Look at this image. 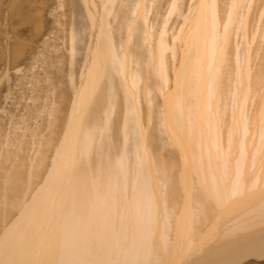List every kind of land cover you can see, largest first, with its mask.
<instances>
[{"label": "rangeland", "instance_id": "374dc122", "mask_svg": "<svg viewBox=\"0 0 264 264\" xmlns=\"http://www.w3.org/2000/svg\"><path fill=\"white\" fill-rule=\"evenodd\" d=\"M103 1L105 3H102L103 6L101 8H104L103 10L105 12L103 10L101 11V8H98V11H100L98 15H100L96 16L94 13L97 14V9L93 8L92 10L94 13L92 10L90 13L87 4L85 5L87 0H0V165H2L3 168H0V173L4 177V181L8 180L11 175V178L17 177L16 183L21 185L29 184V186H26L28 190H23L25 193L21 194V198L17 197L20 199L16 205H14V199L10 200L9 196L5 198L12 211L10 210L8 212V216L10 217L4 214L5 221L0 219L1 224L3 222V225H0V234L3 232L8 233L7 230V232L5 231V227L9 226V223L12 225L13 223L18 224L19 222L20 226L25 223L26 218L22 217L19 220L18 217L23 215L24 208L28 209V207L31 206H35V208H33L36 209L35 212L37 211L38 213L34 217L36 225H38L37 223L44 224L48 222L46 221L48 219H45L42 215L43 207H41V205L48 196L50 197L52 192L55 193V189L57 192V189L61 188L62 184H65L66 178L69 177L68 174L70 175V173L72 174L75 172H71L70 170L67 172L68 167H74L77 164L75 158L70 155H72V150H75V147L78 149L77 146L82 141L87 140L82 138V134H85L88 130L87 133L90 131L89 134H91L93 131L94 133H92L91 136L93 138L95 136L92 143L93 150L88 149V163L92 166V170L95 169L99 158L104 161L107 158L109 160L112 156L109 162L117 164V162L121 161L126 163H122V166H126L127 169L129 168L130 170L133 168L132 170L134 171L136 169V161L139 159L138 157L143 158L144 156L147 158L146 153H142V148L144 152L148 149L152 153L151 154L147 150V152L150 153L151 161L153 158L159 165H155V162L152 164V162L148 160L150 166L148 168H151V165L153 167L151 178L152 176L154 178H152L153 181L150 179V182H152L150 189L153 192L152 195L154 194V199L157 201V219L160 217L158 224L160 226H162L163 223L169 224L167 231L169 234L167 233L168 237L166 238V242L169 241L173 243V234H175L177 229H181L180 236L185 238L183 242L186 243H182L180 237V240L178 239L177 241L178 247L176 252L178 253L174 252L172 256L166 255L167 260L169 259L168 261L173 264H175L174 260H176V264H204V261L209 258L205 264H245L247 262H245L246 260L244 259H247L248 262L250 261V264H257L258 261L264 262V256H256V252L254 249H251L250 246H247L248 250L244 249L245 247H243V249L240 248L243 252L241 250L238 251L239 249H231L229 252L226 250L225 253L227 256L224 255V253L221 256V258L224 257L223 262H221L220 256L216 254L218 253L216 244H222V237L226 233H231L234 227L240 225L245 226V224H243L245 222L244 219L248 217V215L243 214L252 211V209L255 210L260 203L264 202V152L259 153V157L256 158L254 163L252 159H248L251 157L252 148H255L259 142H264V133H262L264 132V123L262 122L264 120V115L261 122L259 121L260 114L264 111L262 110L264 109V0H243L236 13L234 11L236 9L232 7L235 6V4H233L234 0H206L211 3L214 1L216 4L217 16L221 23V25L218 26V31L224 33L226 30V33L229 32L230 34V41L226 44L227 46L225 49L227 52V59L224 61V67L222 68L224 72L221 77L222 90L225 92L221 91L222 100L219 102L221 120L224 124L222 126H224V128L227 127V123L232 121L233 112L240 110V106L235 103L237 100H240L238 96L240 94H238L236 90L237 85L235 84L239 76V71L240 73L246 72L251 75L250 79H248L249 83L247 86L243 83L247 78L244 80L242 77L240 81L238 80L237 82V84H239V91H245V96L248 94L243 108L245 110L244 115L247 118L245 131L249 132L245 136L246 140H248L245 142L246 147H249V151L247 152L248 154H245L246 160H250V163H245L243 166V171L245 172H243L242 175L241 189L239 190L240 194H233L230 186L232 185L230 183H233L232 178L230 177L228 180L226 178L225 181L222 182L223 190L221 191H223V193L220 194V199H216L221 203L215 201L213 204L214 208L212 207L213 209H211L210 214L207 216L200 213L202 210L199 203L196 201L193 202V196L202 189L201 185H203L196 169H194L196 165L193 158L194 156L191 155L194 148L188 146L190 142L189 140L188 142L186 141V134L182 132L178 124L182 116H179L178 120L174 119L175 114L177 115L179 113L177 108L179 107V110L181 108L180 100L184 98L185 101L189 102L191 99L189 94L190 90H188V88L193 84V76L195 70H197V57H195L194 53L198 51L196 48H200V40L198 36H196L193 45L190 43L192 39L188 36V29L190 30L191 24L188 23H190V18H195V12L200 11L198 8L200 7L198 5L200 0H145V9H143V12L146 11V9L147 11L144 13L140 11L139 14L135 11L143 6L139 5L143 0H121V2H119L120 0H115L113 2L114 6H110L111 1H109L110 3L108 0ZM173 4H177L176 9L173 10L175 13L171 10ZM231 7L233 14H230ZM234 14H236L235 21L228 25L227 29H224V24L227 22L225 20H228L230 17L232 18ZM100 19V25L104 23L101 25L100 29L104 37L98 39L100 55L98 57V63L94 64L95 61L90 63V65L93 64L95 67V69L93 66L89 67L90 69L93 67L91 74L88 72L90 69H86L88 54L90 53L88 49L91 45L90 40L92 38L91 29L95 28L97 20ZM163 32L165 36L162 35V37H164L167 44H169L165 58V63L167 64L165 65L167 81L165 82L166 79L163 80L165 83L160 80L161 78L159 72H157L158 68L156 67L157 62L155 58L149 56L150 54L153 55L154 51L156 52L158 49L159 36ZM107 34H109L110 37ZM107 37L110 38L111 44H113L111 50L116 54L119 53V57L115 61V64H110L108 62V57L105 59L103 57L102 59L106 51L104 48L108 49L111 47L108 46L110 42L107 44V41H109ZM104 40L106 42H104ZM224 43L225 42H223V44ZM196 45L198 47H195ZM181 47L182 49H180ZM190 47L194 49L191 50ZM120 62H122V64H120ZM245 62H247V65ZM262 67L263 71H261ZM89 76H91V78ZM256 76L260 78V84H257L254 78ZM84 82L86 85L88 84V89H90L88 98L85 97V94L83 97L82 95L78 96V93L82 92L84 87H86ZM96 82L99 84H96ZM128 83L130 85H128ZM127 86L130 88L128 89ZM245 88H247V91ZM250 89L252 91H250ZM185 94L186 96H184ZM76 99L80 101H76ZM75 101L76 104L79 102L81 107H75L74 109ZM185 112L189 113L187 109ZM79 116L81 117L79 118ZM254 118H258V120L256 121ZM70 119L74 122L76 120L75 124H73ZM255 122H259V129L257 130L252 126ZM71 123L74 126L70 125V127L69 124ZM94 127H96V130ZM142 132L146 134L147 138ZM223 133H225V131H223ZM234 133L238 136L237 130ZM75 134L77 135L75 136ZM227 134L226 132V135ZM149 135L151 137H149ZM74 137L77 139L79 137V139L76 141ZM144 137L146 138L145 140ZM72 139L75 141L73 142ZM63 140L65 144L63 143V146H60L62 142H64ZM110 140H112V142ZM96 141H98V144ZM237 141H234L235 143L233 144L235 147L233 148L232 160L229 162L231 166L236 165L233 161V157H235L237 154L236 151H238L236 149ZM69 142H71L70 145L73 144L74 148L70 145L68 147ZM138 144L139 146H137ZM100 146L104 147V149L102 148V154L99 153ZM61 148L62 150H60ZM138 148H140V150ZM62 152H64L65 155L62 154ZM107 152L109 155H107L105 159L104 157ZM123 153L125 157H122V155H124ZM137 154L139 155L138 157ZM91 155L98 156V159ZM7 157L8 160L6 161ZM59 159H61V163ZM70 159L73 160L71 161ZM70 161L73 162L71 165H69ZM154 165L156 167L155 169ZM162 165L167 169H163L164 167ZM29 167L30 170H27ZM57 168L60 171H58ZM61 168L62 170L64 169L63 172H61ZM12 169L15 171L11 173ZM129 169L128 171H130ZM20 170L23 173H20ZM168 174H170L171 177H169ZM60 175H62L63 178ZM258 176H262L263 178L258 179ZM58 177L62 178H59L61 183ZM170 178L173 183H169ZM56 179L58 181L57 183H55ZM45 181L47 183H44ZM52 187L54 189L53 191L51 190ZM169 187L172 189L174 187L176 189L177 199L172 203H169L167 200L168 198L165 200L169 189L172 191ZM42 188H44V190L40 191ZM50 191L51 193L48 195ZM247 193H249V196ZM224 197L230 200H225ZM3 200L4 198H2L0 194L1 205H3L5 201ZM20 200H22L23 203H21ZM223 200L225 203H223ZM11 204L12 206H10ZM53 204L54 203L48 204L46 216L50 214ZM40 210L42 213L39 212ZM246 210H248V212ZM262 211L260 213H262ZM26 214L28 213L26 212ZM242 219L244 222L242 221L241 223L240 221ZM34 220L32 219V221ZM167 221L169 222L167 223ZM191 221H193L194 224H192ZM198 226L200 228H198ZM158 228L162 232V228ZM242 228L243 227H241V229ZM239 229L240 228L237 230ZM197 230L199 231L197 232ZM10 234H14V231L11 229ZM156 234L158 235L157 231ZM157 235V238L161 237ZM244 235H242V237ZM8 239L9 238H6L4 241L5 245L3 243L2 246H7L9 244ZM12 239L13 238L10 237V240ZM243 239L251 240L246 237H243ZM233 241L235 245L241 244L240 241L243 242L241 236L238 235H236ZM244 241L246 244L249 243V241ZM254 242L255 239L253 238L252 243L255 244ZM2 246L0 248V253ZM215 249L217 252L214 251ZM249 250L250 252L252 250L254 251L251 252L252 256H250ZM212 251L214 252L211 253ZM244 253L247 256H245ZM177 254H179V256L181 255L179 257L180 259L177 257ZM240 256L241 258H246L241 260ZM204 257L208 258L205 259ZM235 261L237 263H235Z\"/></svg>", "mask_w": 264, "mask_h": 264}, {"label": "bare ground", "instance_id": "6f19581e", "mask_svg": "<svg viewBox=\"0 0 264 264\" xmlns=\"http://www.w3.org/2000/svg\"><path fill=\"white\" fill-rule=\"evenodd\" d=\"M109 1H111V3ZM114 1L115 0H108V2L110 3V6L113 5ZM242 1L243 0H234L233 4H235L236 7L235 6H232V7L236 9V10H234L235 13L238 11V8H239ZM103 2H104L103 0L102 1L87 0V3L85 2V5L87 4V8H88V10H90L89 12L91 13V10L93 8H96L98 11V8L100 9L103 6L102 5ZM119 2H121V0ZM144 2H145V0H143V2H142L143 4L142 3L139 4V5H143V6H141L140 9H137V11H135V12H138V14L140 13V11L143 12V9H145L144 8V5H145ZM95 5H96V7H95ZM176 5L173 4V6L171 8L172 11L176 9V7H177ZM198 5L200 7H198ZM198 5H197V7L199 8L200 11L199 12L196 11L195 12V14H196L195 18H193V17L190 18L191 19V20H189L190 23H188V24L192 25V26L190 25V30L188 29V36L190 37V39H192L190 43L193 45V41H194V38L196 36H198V38L200 40V45L197 44V45H199L200 48L199 49L196 48L198 51H196L194 53L195 57H197L196 58L197 70H195V74L193 76V78H194V80L192 81L193 84L190 86V88H188V90H190L189 94H190L191 99L189 100V102L185 101L183 97H182L183 99H181V98H180L181 100L179 99L181 102L180 103L181 108H180V110H179V107L177 108L179 113L177 115L175 114L174 119L178 120L179 119L178 117L182 116V118H180L181 120H179L178 124L180 125L182 132L186 134V137H185V138H187L186 141L188 142V140H189V142H190V143H188V146H190L191 148H194L193 153H191V155L194 156V157L193 156L192 157L194 158V162L196 165V167L194 169H196V172L199 175L203 185L200 184L202 189H200L197 193H195L196 195L193 196V202H195V201L198 202L200 207H201V210H202V212H200V213H203L204 215L207 216L208 214H210L211 209L214 208L213 207L214 202L219 201L216 199H220V197H221L220 194L223 193V191H221V190H223L222 189V187H223L222 182L225 181L226 178H227V180L230 179V177L232 178L233 183H230L232 185H230V184L229 185L232 188L231 191L233 192V194L234 193L240 194L239 190L241 189L240 185L242 183V175H243V172H245V171H243V166L245 165V163L247 164L250 160H246V154H248L247 152L249 151L248 150L249 147L248 148L246 147L245 141H248V140H246L245 136L249 132L245 131L246 126H247V120H246L247 118L244 115L245 110L243 108L244 104H245L246 97L248 96V94L245 96V93H244L245 91L244 92L243 91L240 92L241 90L239 91V88H238L239 84H237V82H238V80L240 81V79L242 77L244 78V80L247 78L245 80L246 82L245 81L243 82V83H245V86H247L249 83L248 79H250L251 75L246 73V72L240 73V71H239V73H238L239 76L236 79L237 82L235 84L237 85L236 90L238 91V94H240V95H238L240 100L239 101L237 100V102H235V101L234 102L236 103V105L240 106L239 107L240 110L237 112H233L232 121L227 123L228 129H227V127L224 128V126H222L224 124H223V121L221 120V110L219 107V102H220V100H222L221 99V93H222L221 91H224V90H222L223 86L221 85V77L223 75L222 73L224 72L222 70V68L224 67L223 64H224V61L227 59V56H226L227 52L225 49L227 46L226 44L230 41V39H229L230 34H229V32L226 33L227 32L226 30L224 33H221L218 31V26L221 25V23L219 22V17L217 16V12H216L217 7L215 6L216 4L214 3V1L211 3L210 1L200 0ZM232 7H231L230 14H233ZM103 9L101 8V11ZM194 9H195V7H194ZM146 11H147V9H146ZM146 11H144V12H146ZM95 12H96V10H95ZM99 12L100 11H98L96 14L93 11L94 15H96V16L100 15V14L98 15ZM123 13H125V12H123ZM234 19H236V14H234L232 16V18L230 17V18H228V20H225L227 22H225V24H224V29H227L228 28L227 26L232 24L235 21ZM91 20H92V17H91ZM94 22H96V21H94ZM100 22H101V19L97 20L96 24L94 23L95 28L91 29L92 30V36H91L92 38L90 40L91 45L88 43L90 45V47L88 49L90 53L88 54V61L86 64V69L88 68V70L90 69L89 67L93 66V64L90 65L91 62L95 61L94 64L98 63V57L100 55V50L98 48V46H99V40L98 39L104 37V36H102L103 33L100 32L101 25L104 23H102L100 25ZM106 28H107V25H106ZM221 28H223V27H221ZM221 28H220V30H221ZM189 31L191 32V35H190ZM107 33H109V32H107ZM109 34H107V35L109 36ZM162 35H164V32L161 33L159 36V41H158V46H157L158 49L156 50V52L154 51L153 55L150 54L149 56H153L155 58V60L157 62L156 67L158 68V71L157 70L156 71L159 72V76L161 78L160 80H162V82L165 83L167 81V79H166L167 73H166V69H165L166 68L165 65H167V64L165 63V60H166L165 58H166V51H167L169 44H167L166 39L164 37H162ZM175 36H176V34H175ZM75 38H76V36H75ZM107 39L109 41H107ZM107 39H106L107 44L110 42L108 46H111V47H109L108 49L104 48V50H106V51L103 54L102 59H103V57H104V59L106 57H108V62L110 64H115L116 63L115 61L119 57L118 56L119 53L116 54L115 52H113L111 50L113 44H111L110 38L107 37ZM106 41L104 40V42H106ZM183 42H184V40H183ZM223 42H225V43L223 44ZM197 45L195 47H198ZM180 49H182V47ZM192 49H194V48L192 47L191 50ZM191 52H193V51H191ZM106 53H107V56H106ZM187 57H189V56H187ZM99 59H101V58H99ZM183 59H184V57H183ZM185 59H186V57H185ZM151 61H152V58H151ZM241 62H242V60H241ZM117 63H119V62H117ZM245 63L247 65V62H245ZM245 63H244V65H245ZM120 64H122V62H120ZM180 65H181V63H180ZM102 67H104V66H102ZM263 67H262L261 71H263ZM92 68L88 72L91 73ZM94 69H95V67H94ZM102 69H105V68H102ZM102 69H101V71H102ZM247 70H248V68H247ZM123 71H125V70H123ZM225 71H227V70H225ZM86 72H87V70H86ZM175 76H176V74H175ZM89 77L91 78V76H89ZM190 78H192V77H190ZM254 78H255L257 84L258 83L260 84V82H261L260 78L258 76L254 77ZM163 80H165V82ZM182 80H183V78H182ZM93 82H94V80H93ZM96 84H99V83L96 82ZM132 84H134V83H132ZM85 85H86V83H85ZM128 85H130V84L128 83ZM225 86H226V84H225ZM127 87H128V89L130 88L129 86H127ZM161 88H162V85H161ZM241 88H242V86H241ZM132 89H134V88H132ZM181 89H182V87H181ZM89 90L90 89H88V84H87L86 87H84V89L82 90V92L78 93V96L82 95V97H83L85 94V97L88 98ZM245 90L247 91V88H245ZM250 91H252V90L250 89ZM90 93H91V91H90ZM186 94L184 96H186ZM76 101H80V100L76 99ZM76 101L74 104V109H75V107L76 108L81 107L79 102L76 104ZM88 101H89V99H88ZM247 101H248V99H247ZM249 101H250V99H249ZM135 103H137V102H135ZM187 104H188V106H187ZM186 109L189 111V113L185 112ZM262 110H264V109H262ZM263 115H264V111L260 114V120H259L260 122L262 120ZM80 117L81 116H79V118ZM254 119H256V118H254ZM88 120H89V118H88ZM257 120H258V118L256 119V121ZM70 121H72V120L70 119ZM109 121H110V119H109ZM72 122H73V124H75L76 120H75V122L74 121H72ZM262 122L264 123V120ZM81 123H83V122H81ZM107 123H108V121H107ZM73 124L71 123V124H69V126L73 125ZM252 126L255 127V130L259 129V122L258 123L255 122V124H252ZM85 127H87V126H85ZM100 127H101V125H100ZM95 128L96 127H94V129ZM92 130H93V126H92ZM106 130H107V128H106ZM174 130H175V128H174ZM236 130L238 131V136L234 133ZM253 130H254V128H253ZM223 131H225V133H223ZM87 132H88V130L86 131L85 134L83 133L84 135L82 134V136H83L82 138L87 139V140L82 141V142L80 141L81 143L77 146L78 149H76V147L74 148L73 144L70 145L71 142H69V144H68V147L70 145L71 147L73 146L72 148L75 149V150H72V155H70V154L69 155L72 156L73 158H75L77 164L74 167L73 166H71L70 168L68 167L69 169L67 168V170H68L67 172H69V170L71 172L72 171H75V172L72 174L70 173V175L68 174L69 177L66 178L65 184L64 185L62 184V187L57 189V192L55 189V193L54 192L51 193V191H50L48 193V195L51 193L50 197L48 196L47 199L45 200V202H43L42 205L40 204L41 207H43V214L42 215L44 216L45 219H48V220H46L48 222L47 223L45 222L46 224L45 223L44 224L43 223H37L38 225H36L34 217L38 213H37V211L35 212V210H36V209H34L35 206H33L34 208L32 206L28 207V209L24 208V212L22 213L23 215L19 216L18 218H19V220L22 217L26 218L25 219L26 225H25V223H23L24 225L22 224L20 226L19 222H18V224L13 223L14 225L13 224L11 225L9 223V226L5 227V231L7 230L8 233L3 232L2 234H0V248L3 245L4 241L6 240V238H9L8 239L9 244L7 243L8 244L7 246H2L1 253H0V264H173L170 261H168L169 259L167 260L166 255L172 256V254L174 252H176V250H177L178 239L180 240V237H181L182 243H185V242H183V241H185V238L180 236L181 235V229H177L176 230L177 232L175 231V234H173L174 235L173 236L174 240H172L173 243H170L169 241L166 242V238L168 237L167 231L169 228V224L163 223L162 226H160L158 224L160 217H159V219H157L158 218L157 214H156L157 201L154 199V194L152 195L153 192L150 189V186L152 183V182H150V179L154 178L153 176L151 178V173H153L152 165H151V168H148V167H150L149 161H151V158H150L149 154L151 152L147 148L146 149L150 153L147 152L146 149H145L146 151L144 152L143 148H142V153H146L147 158H145L144 156H143V158L138 157L139 155L137 154V157L139 159L135 157L138 160L136 161V164H135L136 169L134 171L132 170L133 168L131 170L128 168L130 170V171H128L126 166L125 167L122 166L123 162H121V161L117 162V164H112L111 162H109V160L111 161L112 156L111 155H110L111 157L109 156L110 157L109 160H108V158L106 159L107 155H109L108 152H107L108 154L106 153V155L104 157L106 159L104 161H102V159H100V158L98 159V156L91 155V156L96 157L98 159L95 169L92 170L91 169L92 166H90V164L88 163L89 162L88 149L93 150L92 143H93V139L95 138V136H94V138L91 136V134L94 133L93 131L91 134H89L90 131H89V133H87ZM226 132L228 133L227 134L228 137L226 135ZM262 133H264V132H262ZM72 134H74V133H72ZM98 134H100V133H98ZM185 134H183V135H185ZM224 134L226 137L224 136ZM76 135L77 134H75V136ZM143 135H145V137H146V134L143 133ZM72 136H74V135H72ZM178 136H180V135H178ZM145 137H144V140L147 138V137L146 138ZM149 137H151V136L149 135ZM75 139L77 141L79 139V137H78V139L77 138H75ZM68 141H70V140H68ZM74 141L75 140H73V142ZM110 141L112 142V140H110ZM234 141L235 142L237 141L236 149L238 151H236L237 154L235 155V157H233V161L236 163V165H233L234 166L233 167L230 165L229 162L232 160V156H233V148L235 147L233 145L235 143ZM96 142L98 144V141H96ZM63 143L65 144V141L62 142V145H60V146H63ZM107 143H109V142H107ZM144 143H146V142H144ZM142 145H143V143H142ZM137 146H139V144ZM190 147H189V149H190ZM102 148L104 149L103 146H100V148H99L100 154H102ZM134 149H135V147H134ZM138 149L140 150V148H138ZM60 150H62V148ZM103 152H106V151H103ZM250 152H251V150H250ZM261 152L262 153L264 152V142L263 143L259 142L255 148L253 147L251 157L250 158L247 157V158L252 159V162L254 163L256 161V158L259 157L258 156L259 153H261ZM62 154H64V152H62ZM89 154H91V153H89ZM66 155H67V152H66ZM183 155H181V156H183ZM58 156H59V154H58ZM123 156L125 157V154L122 155V157ZM61 159H59L60 163H61ZM90 159H92V158H90ZM7 160H8V157H7L6 161ZM71 161H70L69 165H71V163H73ZM151 162H152V164H153V162H155L153 158H152ZM55 163H57V162H55ZM233 163H231V164H233ZM123 164H126V163H123ZM67 165H68V163H67ZM155 165L159 166L156 162H155ZM155 165H154V169L156 168ZM163 165H164V163H163ZM0 168H2V165H0ZM54 168H56V167H54ZM62 168H61V172L64 171V169L62 170ZM168 168H169V166H168ZM163 169H167V168L164 167ZM27 170H30V167H29V169L27 168ZM57 170H58V168H57ZM13 171H15V170L12 169L11 173ZM37 171H39V170H37ZM58 171H60V170H58ZM67 172H65V173H67ZM163 172H164V170H163ZM20 173H23V172L21 171ZM152 175H154V174H152ZM60 176L63 178L62 175H60ZM168 176L171 177L170 174H168ZM61 177H58V180ZM16 178H11V175H10L8 180L4 181L3 180L4 177L0 173V194H1L2 198H4V200L8 196L10 197V200L14 199V202H15L14 205H16L18 200L21 198V194L25 193V191H23V190H28V189H26V186H29V184L28 185L27 184L21 185V184L16 183ZM262 178H263L262 176H258V179H262ZM53 179H55V178H53ZM152 181H153V179H152ZM57 182L58 181L56 179L55 183H57ZM59 182L61 183L60 180H59ZM170 182L173 183L171 178L169 180V183ZM19 183H21V182H19ZM44 183H47V182L45 181ZM55 183H54V185H55ZM51 184H52V182H51ZM130 184H131V186H130ZM226 185H227V183H226ZM248 186L250 187L249 184H248ZM53 187H55V186H53ZM53 187L51 189L52 191L54 190ZM59 187H60V185H59ZM171 187H169V188H171ZM174 187H173L174 190L171 188L172 191H170V189L168 188L169 192L167 191L168 194H166L167 197H165V200L168 198L167 200L169 201V203H172V202H174L175 199H177L176 189ZM56 188H58V187H56ZM224 188H225V186H224ZM251 188H250V190H251ZM226 189H224V190L227 191ZM41 190H44V188L40 189V191ZM46 192H47V190H46ZM46 192H45V194L47 195ZM248 194L249 193H247V195ZM256 194H254V195H256ZM17 197H20V198H17ZM155 197H156V195H155ZM235 197H238V196H235ZM30 198H31V196H30ZM23 199H24V197H23ZM226 199H229V198H225V200ZM250 200H252V199H250ZM20 202L23 203L22 200H20ZM49 203H54V204H53V208H52L50 214H48V216H46L47 209H48L47 206ZM219 203H221V202L219 201ZM219 203H217V204H219ZM223 203H225L224 200H223ZM256 203H257V201H256ZM10 206H12V204ZM41 207H40V209H41ZM10 208L11 207H9L8 201L5 200L3 205H1V208H0V214L2 216V217L0 216V219L4 220V214H7V217H10V216H8V212L10 210L12 211V209H10ZM263 208H264V202L260 203L259 206L255 210L252 209V211H249V212H248V210H246L248 213L243 214V215H248V217H246L244 219L245 222L243 221V219L240 221L241 223L243 221L244 222L243 224H245V226L240 225L238 227H234L233 231L230 229L231 233L228 232L222 237V239H223L222 244H220V243H219L220 245L216 244V248H218L217 249L218 253H216V254L218 256H220L219 258L221 259V262H223V258H224V257L221 258V256L223 255V253H224V255H226V253H225L226 250H228V252H229L231 249H233V250L239 249L238 251H240L241 249H243V247H245L244 249L248 250L247 246H250L251 249H254V251L256 252V256L257 255L264 256V233H263L264 232L263 231L264 230V219H262L264 217H261V216H264V209ZM261 211H262V213H260ZM26 212L28 214H26ZM39 212L42 213L41 210ZM204 215H202V216H204ZM258 215H260V216H258ZM27 216H29V217H27ZM5 217H6V215H5ZM167 218H169V217H167ZM32 219L34 221H32ZM17 221H18V219H17ZM15 222H16V219H15ZM156 222L158 225L156 224ZM164 222H165V220H164ZM168 222L169 221H167V223ZM191 222H192V224H194L193 221H191ZM0 225H3V222H2V224L0 222ZM11 226H14V227H11ZM1 227H3V226H1ZM158 227L162 228V232L160 231V229ZM241 227H243V228L241 229ZM198 228H200V227L198 226ZM238 228H240L241 230L240 229L237 230ZM10 229L14 231V234H10ZM164 229H165L166 233L164 232ZM199 230H197V232ZM156 231L158 232V235H160L161 237H159L156 234ZM177 233H179V234H177ZM244 233H245V235H244ZM156 235L159 238H157ZM236 235L241 236V238L243 240V242L240 241L241 244L239 243V244L235 245V242L233 240L235 239ZM242 235H244L243 236L244 238L245 237L249 238L252 241L254 238L255 244H253L251 240L243 239ZM169 236H171V235H169ZM10 237H12L13 239L15 238L14 242H13V239L10 240ZM200 239H202V238H200ZM244 240H246V242L249 241V243L246 244ZM187 243H188V241H187ZM242 243H243V245H242ZM4 245H5V243H4ZM179 245H180V242H179ZM188 247H190V246H188ZM183 248H184V246H183ZM178 250H179V248H178ZM214 251L217 252L216 249ZM214 251H212L211 253H213ZM241 251L243 252V250H241ZM249 252H250V250H249ZM249 252H247V253H249ZM251 252L249 253L250 256H252ZM176 253H178V252H176ZM238 254L242 255L241 253H238ZM177 255H178L177 256L178 258L181 256V255L179 256V254H177ZM205 256H206V253H205ZM218 256H217V258H218ZM245 256H247V255L245 254ZM165 257H166V259H165ZM173 257H175V256H173ZM178 258H177V260H178ZM206 258H208V257H206ZM231 258H232V255H231ZM240 258H241V256H240ZM244 258H246V257H244ZM244 258H241V260H243ZM228 259H230V258H228ZM228 259H227V261H228ZM244 260H246L245 262H247V263L244 262L245 264H250V261L248 262L247 259H244ZM174 261L176 264V260H174ZM206 261H204V264ZM235 263H237V262L235 261ZM256 263H257V261H256ZM210 264H212V263H210ZM257 264H264V262L258 261Z\"/></svg>", "mask_w": 264, "mask_h": 264}]
</instances>
